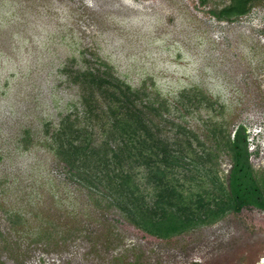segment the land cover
Segmentation results:
<instances>
[{
    "label": "rangeland",
    "instance_id": "374dc122",
    "mask_svg": "<svg viewBox=\"0 0 264 264\" xmlns=\"http://www.w3.org/2000/svg\"><path fill=\"white\" fill-rule=\"evenodd\" d=\"M229 2L0 0V264H264L263 211L158 239L72 182L50 147L61 120L81 110L62 69L99 59L133 90L157 91L164 117L207 147L211 129L246 126L264 175V0L231 21L213 16ZM192 90L215 110L187 112L181 94ZM218 163L225 176L230 159L221 152Z\"/></svg>",
    "mask_w": 264,
    "mask_h": 264
},
{
    "label": "trees",
    "instance_id": "16d2710c",
    "mask_svg": "<svg viewBox=\"0 0 264 264\" xmlns=\"http://www.w3.org/2000/svg\"><path fill=\"white\" fill-rule=\"evenodd\" d=\"M207 1L201 0L202 5ZM257 1L230 0L211 13L231 21L248 14ZM84 62L85 69H62L82 92L81 110L61 120L50 145L72 182L162 240L212 224L228 212H264V175L250 161L246 126L239 125L233 134L223 126L211 129L215 143L207 147L197 133L164 117L169 110L157 91L153 98L145 88L133 90L99 59ZM181 99L187 112L215 110L217 104L197 90L182 93ZM169 126L176 127L173 137L167 134ZM221 152L230 159L225 176L219 174Z\"/></svg>",
    "mask_w": 264,
    "mask_h": 264
}]
</instances>
